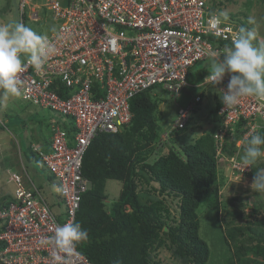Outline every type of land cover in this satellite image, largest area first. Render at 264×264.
<instances>
[{
	"label": "built area",
	"instance_id": "2783aa9c",
	"mask_svg": "<svg viewBox=\"0 0 264 264\" xmlns=\"http://www.w3.org/2000/svg\"><path fill=\"white\" fill-rule=\"evenodd\" d=\"M218 0H45L29 5L30 19H38L43 5L56 23L47 36L54 45L41 76L31 65L22 74V100L46 107L71 119L72 139L62 123L50 122L49 148L31 147L60 187L63 208L48 203L26 170L10 171L14 190L0 206V264H55L54 249L41 240L54 235L56 226L73 222L81 195L91 187L82 174L83 155L101 132H118L131 120L129 100L135 94L161 84L174 96L189 85L186 75L196 62L230 47L240 26L226 19L220 36L208 28L211 15L218 14ZM224 42V43H222ZM223 54L221 55V57ZM207 76V75H206ZM229 75L218 85L226 90ZM200 100L197 95L186 108L179 107L169 134L185 125L189 111ZM223 121L215 132L217 154L241 122L245 130L236 140L241 145L264 126V101L242 97L229 109L221 106ZM226 169L240 174L251 171L238 158L225 156ZM55 210V211H54ZM63 214L61 217L58 215ZM61 255H63L61 253ZM68 264H91L78 250Z\"/></svg>",
	"mask_w": 264,
	"mask_h": 264
},
{
	"label": "trees",
	"instance_id": "16d2710c",
	"mask_svg": "<svg viewBox=\"0 0 264 264\" xmlns=\"http://www.w3.org/2000/svg\"><path fill=\"white\" fill-rule=\"evenodd\" d=\"M34 1L41 3L42 0ZM60 1L66 4L70 0ZM223 3L222 0L216 2L218 10H222L220 5ZM6 7L10 9L8 4L4 9ZM27 8L26 4L22 8L19 4L22 17L27 13ZM47 10L43 7L41 14L45 15ZM228 15L241 27H249L245 19L231 13ZM211 59L208 56L200 61L211 62ZM209 65L196 70L190 67L186 75L189 85L202 83ZM159 87L165 90L161 84L152 85L131 97L130 122L118 132L97 134L87 147L82 160V174L90 180L91 187L81 195L74 222L86 229L89 237L77 246V250L91 264H113L116 260H120L121 264H162L152 257V252L166 247L170 249L176 264H206L210 249L199 235L200 218L197 211L201 204H206L213 210L209 213H212L210 220L216 221L229 248L223 264H264V214L261 213L264 202H256L254 195L249 196L253 204L248 215L243 214V208H233L226 212L230 216L228 220L221 221L219 218V187L224 181L222 173L226 167L224 157L239 153L245 146L246 140L240 148L236 146V140L245 132L241 127L244 121L235 127L230 140H224L221 154H217L214 133L222 123L223 116L218 113L220 102L215 103L211 109L215 129L204 131L192 143L179 145L176 149L175 135L187 129L191 113L199 109L200 101L190 109L185 125L170 133L171 145L167 146L166 142L161 143L160 140L166 129H162L158 123L163 114V99L155 91ZM182 94L186 95L184 91ZM191 100L186 101V105L177 104L174 107L175 117L178 108H186ZM60 122L72 139L75 130L72 121ZM35 133V142L39 143L41 134L37 130ZM259 134L264 135V126ZM43 139L48 140L46 136ZM32 143L28 145V158L41 162L31 147ZM238 158L242 160L239 154ZM257 168H264V159L260 158L245 174L254 177ZM49 178L53 180L51 174ZM108 180L122 182L118 197L109 205L105 193ZM140 183L148 187L141 188ZM11 196L12 192L2 196L0 206ZM166 196L177 199L176 218L171 214ZM249 215L253 220L246 219ZM238 219H245L246 223H236Z\"/></svg>",
	"mask_w": 264,
	"mask_h": 264
},
{
	"label": "rangeland",
	"instance_id": "374dc122",
	"mask_svg": "<svg viewBox=\"0 0 264 264\" xmlns=\"http://www.w3.org/2000/svg\"><path fill=\"white\" fill-rule=\"evenodd\" d=\"M20 2L21 0H0V23L15 24L16 22H21L42 35H46L49 31L54 30L56 23L48 11L49 9L47 8L48 10L45 15L41 14L42 8H46V6L38 9L41 19L39 21H32L27 17L28 14L30 16L32 13L30 6L27 5V16L26 14L23 17L20 15L22 12L18 9ZM28 2L37 4L34 0H28ZM222 2H224L220 5L222 10L218 12L223 11L232 15L235 14L246 21L249 20V17H252L255 23L249 24L248 29L253 27L256 29L257 38L254 44H264V0H222ZM41 3L45 5V0H42ZM248 3L249 6H246ZM7 4L10 9L7 7L4 9ZM210 63L208 60L199 61L195 63L192 69L196 70L197 68L208 66ZM207 86L208 84L204 83H200L197 87L189 85L190 95L182 94L177 97L167 90H162L160 87L158 90L156 89L155 91L163 99V109H161L163 114L159 117V126L162 129L165 128V131H167L176 118L175 113H173L174 107L177 104L186 105L184 104L186 101L203 92ZM201 103L202 105L199 109L191 113L187 129L183 133L175 135L174 147L176 149L179 145L192 143L202 132L215 129V124L211 120V109L214 107V102L203 97ZM52 118L60 121L63 120L64 122L71 121L70 118L46 107L22 100L20 95L10 93L7 96H3L0 94V199L14 190V185L9 179L10 171L18 170L22 172L24 167L29 178L40 189L52 208L53 205L57 206L65 213L62 196L59 193L53 192L54 184L49 178L50 172L48 168L42 161L36 162L28 158V145L30 142H34L36 137L35 131L37 130L42 136H48L50 132V120ZM203 129L204 131H202ZM164 137L165 135H163ZM166 140L164 139L163 141ZM165 145L169 146L170 142L167 143L166 141ZM243 147L245 148L246 144ZM243 147L238 153L241 156H243L244 152ZM261 159H264V157H261ZM222 175L224 181L219 187L221 198L219 218L221 221H226L230 218L226 212L233 208H243V214L248 215L251 212L250 207L253 204V200L248 199L249 196L254 195L256 202H264V193H255L250 187L253 182L252 176L240 174L237 171H232L230 168H225ZM121 187V181L108 180L106 182L105 193L108 196V205L118 197ZM140 187L144 188L148 186L140 183ZM165 200L170 207L172 216L176 218L177 199L166 196ZM222 202H224V205H222ZM197 211L200 218L199 235L207 242L210 249V257L206 264H223L224 258L229 253V248L223 241V232L219 229L216 221L210 220L212 213H209L213 212V210L207 207L206 204H201ZM261 213L264 214V209H262ZM62 215L58 216L61 217ZM246 219L253 220V217L249 215ZM236 223L244 224L246 221L245 219H238ZM152 257L160 260L162 264H176L177 262L173 258L170 249L166 247H161L156 253L152 252Z\"/></svg>",
	"mask_w": 264,
	"mask_h": 264
},
{
	"label": "clouds",
	"instance_id": "9594fccd",
	"mask_svg": "<svg viewBox=\"0 0 264 264\" xmlns=\"http://www.w3.org/2000/svg\"><path fill=\"white\" fill-rule=\"evenodd\" d=\"M227 18L228 13L223 11L211 15L208 20L209 30L214 35L220 36L224 31L220 26ZM40 19L39 16L37 20H31L38 21ZM248 23L254 24L255 21L252 17H249ZM238 25L240 26V24ZM256 38L257 32L254 27L248 29L240 26L238 32L232 38L230 47H225L222 53L216 51L210 53L212 59L209 71L202 83L216 88V86L223 83L225 75H229L226 90H220L222 95L218 91L220 106L222 102L224 107L231 109L239 103L242 97H254L257 100L264 101V44H254ZM54 50V45L47 36L37 33L25 24L21 22L15 24L0 23V94L3 96L10 93L20 95L22 74L25 72L26 67L31 65L43 76L45 61ZM222 54L223 59H221ZM199 85L192 84L194 87ZM203 94L204 90L197 94L200 97L198 102L202 101ZM163 135L164 132L161 134V143L166 141L169 143V137L163 138ZM164 139L167 140L163 141ZM242 144L236 146L240 148ZM262 146H264V135L259 133L250 134L246 140V147L242 156L245 166L252 167L261 157H264V147ZM52 181L54 190L57 192L62 191L60 187L55 186L54 177ZM250 187L255 193H264V168L256 169ZM88 237V231L83 229L79 223L73 221L64 223L62 226H56L54 235L41 240V244H48L53 247L55 264H68L69 259L76 254L77 246L86 241ZM113 264H121V261L116 260Z\"/></svg>",
	"mask_w": 264,
	"mask_h": 264
},
{
	"label": "crops",
	"instance_id": "0c3cea01",
	"mask_svg": "<svg viewBox=\"0 0 264 264\" xmlns=\"http://www.w3.org/2000/svg\"><path fill=\"white\" fill-rule=\"evenodd\" d=\"M189 87V85L187 86V88ZM185 92V94L186 95H190V89H187V90H185L184 91ZM205 94V95H204ZM204 94L202 95V99H203V97H206V99H208L209 101H213L214 102V104L215 103H219V93H218V89L217 88H214V87H212V86H210V85H208L206 88H204ZM201 105H202V103H201ZM200 105V106H201ZM162 106H163V103L161 104V109H163L162 108ZM199 106V107H200ZM53 119H51L50 121H52ZM202 131H204V129L202 130ZM203 133V132H202ZM43 137L44 136H42L41 135V138H40V140H38L39 141V143H36L35 141L36 140H34V144H36L37 146H39L40 148H45V149H47V147H48V144L50 143V132H49V135L48 136H46L47 137V141H48V143H47V141H44V139H43Z\"/></svg>",
	"mask_w": 264,
	"mask_h": 264
}]
</instances>
